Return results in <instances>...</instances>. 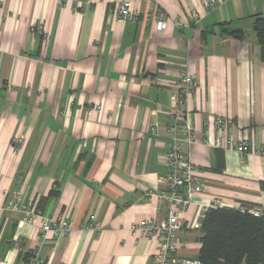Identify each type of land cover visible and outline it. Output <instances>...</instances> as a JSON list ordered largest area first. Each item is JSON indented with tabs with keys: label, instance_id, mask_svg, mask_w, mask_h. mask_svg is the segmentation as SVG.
<instances>
[{
	"label": "crops",
	"instance_id": "0c3cea01",
	"mask_svg": "<svg viewBox=\"0 0 264 264\" xmlns=\"http://www.w3.org/2000/svg\"><path fill=\"white\" fill-rule=\"evenodd\" d=\"M61 1L62 3H59ZM0 0V264H153L158 241L131 232L163 223L168 128L179 76L196 75L188 152L203 182L181 219L179 256L198 258L201 205L264 209V62L254 23L264 0ZM151 2L170 19L121 21L114 5ZM42 21L48 41L30 27ZM239 33V37L234 35ZM218 116L247 139L243 161L215 148ZM158 124L157 134L151 128ZM19 193L38 216L27 220ZM93 215L97 231L85 229ZM67 221V234L42 232Z\"/></svg>",
	"mask_w": 264,
	"mask_h": 264
},
{
	"label": "built area",
	"instance_id": "2783aa9c",
	"mask_svg": "<svg viewBox=\"0 0 264 264\" xmlns=\"http://www.w3.org/2000/svg\"><path fill=\"white\" fill-rule=\"evenodd\" d=\"M59 3H62L59 1ZM205 7L214 9V2L203 0ZM150 11L144 13L141 9L132 6L131 2H117L114 5L116 17L121 21L138 22L140 19L154 21L158 30L167 28L170 21L167 13L151 2ZM30 30L32 33L40 34L43 40L50 39L46 33L45 24L42 21L34 23ZM197 90L196 75L186 72L179 76L178 91L173 95L174 106L177 112L174 115V122L168 128L170 143L164 156L165 168L167 170L164 184L165 188L159 191H151L147 194V200L158 199L168 205L167 218L163 223L154 220H142L132 225L131 232L135 236H144L158 241V249L153 258V264H208L198 258H186L179 256V250L184 246L180 232L184 228L181 219L189 207L194 203V198L203 193V182L198 175L197 169L191 160L188 150L198 144L199 138L196 129L188 120V102L190 96ZM206 128H213L216 131L215 148L220 150L235 151L245 160L250 154V143L247 139L235 142L231 136L233 125L230 121L218 116L205 123ZM158 124L151 128V135L157 134ZM264 157V148L261 152ZM14 203L19 206L29 221H34L38 216L36 209L26 204L19 193H14ZM221 200H215L211 204L201 205L200 213L194 220V227L200 228L206 212L210 209L223 208ZM241 212H248L255 217H264L263 210L238 209ZM71 225L67 221L45 220L42 224V232L45 235L67 234ZM89 231H97L99 224L95 216L91 215L85 225Z\"/></svg>",
	"mask_w": 264,
	"mask_h": 264
},
{
	"label": "trees",
	"instance_id": "16d2710c",
	"mask_svg": "<svg viewBox=\"0 0 264 264\" xmlns=\"http://www.w3.org/2000/svg\"><path fill=\"white\" fill-rule=\"evenodd\" d=\"M254 30L264 62V16H257ZM200 230L199 260L208 264H264V217L227 207L210 209Z\"/></svg>",
	"mask_w": 264,
	"mask_h": 264
}]
</instances>
